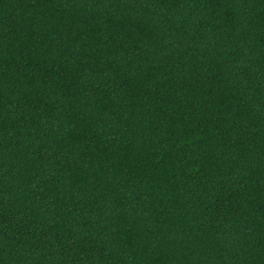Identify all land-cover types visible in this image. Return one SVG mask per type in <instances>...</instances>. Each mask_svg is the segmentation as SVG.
Returning a JSON list of instances; mask_svg holds the SVG:
<instances>
[{
    "label": "trees",
    "instance_id": "trees-1",
    "mask_svg": "<svg viewBox=\"0 0 264 264\" xmlns=\"http://www.w3.org/2000/svg\"><path fill=\"white\" fill-rule=\"evenodd\" d=\"M0 264H264V0H0Z\"/></svg>",
    "mask_w": 264,
    "mask_h": 264
}]
</instances>
